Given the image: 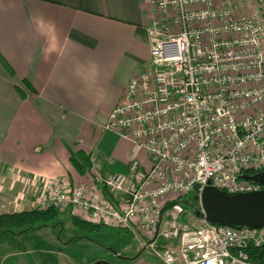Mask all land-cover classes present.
Instances as JSON below:
<instances>
[{
	"label": "built area",
	"instance_id": "obj_1",
	"mask_svg": "<svg viewBox=\"0 0 264 264\" xmlns=\"http://www.w3.org/2000/svg\"><path fill=\"white\" fill-rule=\"evenodd\" d=\"M148 1L156 13L150 65L130 80L104 129L142 148L150 167L135 159L127 175H96L89 185L29 177L30 187L39 184L37 208L143 233L162 264H264L253 259L264 258V228L165 220L168 205L195 186L230 195L261 189L241 176L264 171V7Z\"/></svg>",
	"mask_w": 264,
	"mask_h": 264
},
{
	"label": "crops",
	"instance_id": "obj_2",
	"mask_svg": "<svg viewBox=\"0 0 264 264\" xmlns=\"http://www.w3.org/2000/svg\"><path fill=\"white\" fill-rule=\"evenodd\" d=\"M155 16L148 0H0V55L12 70L0 60V215L37 208L29 177L89 185L127 175L135 159L150 167L142 148L104 124L150 65ZM79 151L92 160L85 176L71 163Z\"/></svg>",
	"mask_w": 264,
	"mask_h": 264
},
{
	"label": "rangeland",
	"instance_id": "obj_3",
	"mask_svg": "<svg viewBox=\"0 0 264 264\" xmlns=\"http://www.w3.org/2000/svg\"><path fill=\"white\" fill-rule=\"evenodd\" d=\"M253 2L255 6L251 4L253 7L246 10L241 8V12L264 7L263 0ZM22 190L23 186L18 191ZM195 196L196 192L192 191L180 198L166 212L165 220L175 215L180 216L184 223L199 219L194 215V209L200 205ZM20 208L16 206L15 209ZM166 245L158 242L156 247L164 250ZM144 261L162 264L156 256L145 250L143 233L110 227L94 230L82 228L74 224L70 212L60 213L44 227L17 235H0V264H140Z\"/></svg>",
	"mask_w": 264,
	"mask_h": 264
},
{
	"label": "water",
	"instance_id": "obj_4",
	"mask_svg": "<svg viewBox=\"0 0 264 264\" xmlns=\"http://www.w3.org/2000/svg\"><path fill=\"white\" fill-rule=\"evenodd\" d=\"M241 178L261 186L254 192L230 195L213 186L199 191L194 187L195 200L200 203L194 215L206 221L235 229L264 228V171L254 175L243 174ZM139 257V255H138ZM96 264H108L99 262Z\"/></svg>",
	"mask_w": 264,
	"mask_h": 264
},
{
	"label": "trees",
	"instance_id": "obj_5",
	"mask_svg": "<svg viewBox=\"0 0 264 264\" xmlns=\"http://www.w3.org/2000/svg\"><path fill=\"white\" fill-rule=\"evenodd\" d=\"M0 60L8 70L10 74H12V70L5 62V60L0 55ZM27 89H32L29 83L24 82ZM18 93L21 98H26V92L20 87L18 89ZM71 163L77 173L81 176H85L92 170V160L89 155L79 151L76 153H72ZM251 175L256 174L255 172L249 171ZM179 200L168 205L167 209H171L172 206L178 202ZM60 213L55 209L48 210H40L38 208L24 211L21 213H10V214H2L0 215V235L4 233H12L19 234L24 233L33 229H37L40 227L47 226L48 222L55 219ZM73 222L75 225L80 226L82 228H88L91 230L100 229L103 226L94 225L85 221L80 220L79 218L73 217ZM258 254V256H254ZM253 259L258 262H264L263 256L259 253H253Z\"/></svg>",
	"mask_w": 264,
	"mask_h": 264
}]
</instances>
